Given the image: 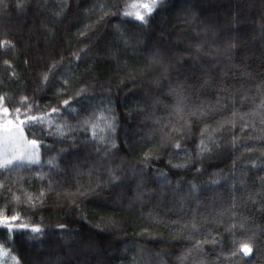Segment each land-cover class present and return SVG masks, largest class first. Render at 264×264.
I'll list each match as a JSON object with an SVG mask.
<instances>
[{"label": "trees", "instance_id": "obj_1", "mask_svg": "<svg viewBox=\"0 0 264 264\" xmlns=\"http://www.w3.org/2000/svg\"><path fill=\"white\" fill-rule=\"evenodd\" d=\"M133 2L0 0L4 264H264V0Z\"/></svg>", "mask_w": 264, "mask_h": 264}, {"label": "rangeland", "instance_id": "obj_2", "mask_svg": "<svg viewBox=\"0 0 264 264\" xmlns=\"http://www.w3.org/2000/svg\"><path fill=\"white\" fill-rule=\"evenodd\" d=\"M40 29L46 30L43 25ZM27 143L31 150H33L34 146L38 147L37 143H35V145L32 142H27V138L24 136L18 124L9 122L7 118L0 116V164L6 159L11 161L16 160L14 157L17 158V160H25V147ZM0 252L2 251L0 250ZM5 258L6 256L0 255V264L5 263ZM37 259L38 258L35 260ZM35 260L34 264H39V261L36 262Z\"/></svg>", "mask_w": 264, "mask_h": 264}, {"label": "snow or ice", "instance_id": "obj_3", "mask_svg": "<svg viewBox=\"0 0 264 264\" xmlns=\"http://www.w3.org/2000/svg\"><path fill=\"white\" fill-rule=\"evenodd\" d=\"M130 9L132 10H129V11H125L124 12V15L125 16H131V17H134L136 20H139L141 22H144L146 23V16L147 15H150L152 13V11L154 10V8L156 7V0H152V3L149 4V3H136V2H133L131 3L129 6H128ZM141 9H143V13L140 11ZM5 112H7V109H4ZM35 143V142H33ZM14 159H17L14 157ZM35 162V161H33ZM12 161L11 160H4L2 164H0V167H3V166H7L8 164H11ZM13 220L16 219V217H13L12 218ZM32 231L34 232H39L40 229L39 228H33ZM241 251L244 252V254H248L251 249L248 247V246H243L241 248ZM0 255H4V256H7L8 255V252L6 250L0 252ZM14 261H16V264H19V261L16 260L15 257L12 258Z\"/></svg>", "mask_w": 264, "mask_h": 264}]
</instances>
